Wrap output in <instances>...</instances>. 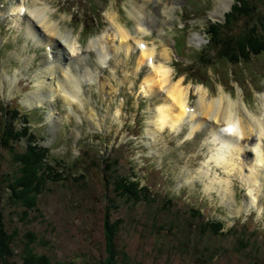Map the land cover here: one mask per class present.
Instances as JSON below:
<instances>
[{"label":"rangeland","instance_id":"obj_1","mask_svg":"<svg viewBox=\"0 0 264 264\" xmlns=\"http://www.w3.org/2000/svg\"><path fill=\"white\" fill-rule=\"evenodd\" d=\"M18 3L24 8L46 5L50 20L58 25L64 39L72 40L80 50L72 53L63 39L50 41L44 32L40 34L44 43L36 42L26 31L32 17L24 11L19 17L6 11ZM219 3L0 0V109L4 102L7 110H17V124L23 114L20 107L35 109L29 114L31 126L40 143L49 148L51 158L61 161L56 170L66 179L47 183L38 197L37 210L24 219L22 208L5 200L2 173L13 165L3 158L0 212L7 228L19 230L20 239H25L23 234L28 230L37 236L35 252L49 255L56 264H101L107 203L112 207L111 218L122 221L116 243L128 264H264V183L256 180L249 185L243 176L249 151L246 158H234L242 171L227 173L208 161L211 147L205 126L190 138L185 127L175 132L165 126L151 135L147 132L153 127L151 106L161 102L162 94L147 96L140 91L149 69L144 64L138 67L137 48L114 50L119 44L117 36L113 38L114 25L139 37L132 9L142 5L148 15L144 26L149 30L142 39L154 47L158 60H165L160 51L167 48L166 63L173 79L182 76L188 85L191 105L198 98L194 85L203 84L212 96L223 90L238 102L240 110L244 104L247 110L259 113L264 54L235 68L226 57L214 61L216 51L210 49L206 32L209 22L223 20L224 12H215ZM94 38L106 41L109 57L100 64L96 49L87 47ZM200 50L207 51L201 55L204 59L215 58L209 67L199 57ZM55 59L62 66H70L72 73H83L84 67L92 71L90 81L81 76L80 99L67 103L56 94L47 103L28 104L25 98L36 88L38 79L48 80L42 71ZM14 76L18 80L12 83L10 77ZM235 113L242 115L239 109ZM120 176L137 179L149 189L152 200L133 202L117 196L113 181ZM223 180L229 189L225 195L218 190ZM250 196L254 198L252 204ZM190 207L199 208L201 217H196ZM203 218L223 220V233L202 229L199 222ZM245 237L250 244L243 248L237 239Z\"/></svg>","mask_w":264,"mask_h":264},{"label":"bare ground","instance_id":"obj_2","mask_svg":"<svg viewBox=\"0 0 264 264\" xmlns=\"http://www.w3.org/2000/svg\"><path fill=\"white\" fill-rule=\"evenodd\" d=\"M232 1L219 0L218 10H215L216 15L221 14V11L224 12ZM135 6L132 10L138 27V31L135 33L139 34V37L133 35L119 24L114 25L113 38L117 36L119 39V44L114 47V50L118 52V49L125 48L126 52H128L131 48H137L139 50L138 67L144 64L149 69L140 83V91L147 96L162 94L161 102L153 107L151 106L150 117L152 118L153 127L148 128L147 132L153 135L158 130L165 128V126H168L171 131L179 132L185 127L188 130L186 131V137L190 138L205 126L207 131L206 138L210 141L211 147L208 161L212 160L224 172L229 173L235 170L239 172L242 169L235 165L234 158H239L240 155L246 158L249 151L248 153L251 154V157H249L250 160H247L248 164H245L247 161L243 164V166L247 167V172L244 173L242 171L243 176L249 185L256 180L264 183V93L262 94L263 104H261V110L256 113L247 110L244 104H241L242 110H240L238 102L233 100L229 93L223 90H219L220 92L216 96H212L208 93L206 86L197 84L194 86H196L195 91L198 98L196 103L191 105L188 102L190 95L188 85L184 84L182 76H177L173 79L170 65L166 63L168 58L167 48H163L160 51L161 56L165 60H158L154 55V47H149L142 39L149 32L148 27L144 26L148 15L143 12L142 5ZM47 10L48 7L44 4L43 6H26L24 8L22 3H18L17 6L10 7L6 11L10 12L8 14L15 15V17H19L24 11L28 13V17H32V20H29L30 25L27 26L26 31L36 42L44 43L45 39L40 35L44 32L48 35L50 41L61 38L72 53L78 52L80 49H77L72 40L64 39L58 25L50 20ZM35 23L40 28L36 27ZM36 32L41 38L38 34H35ZM105 43L106 41H103V38H94L87 45L88 48L96 49L99 64L105 62L109 57L108 51L104 46ZM61 64L62 62L55 59L53 63L43 69L42 74L48 76V80H45V78L38 79L35 84L36 88L25 98L28 104L47 103L56 94H60L67 103L80 99L81 76L90 81L93 75L92 71L84 67L83 73H72L70 66H62ZM2 77L3 72L0 74V78ZM10 80L13 83L15 80L17 82L18 79L14 76L10 77ZM13 86L15 85L13 84ZM237 109L242 113L240 117L235 113ZM242 159L244 160V158ZM208 161L205 163H208ZM207 172L206 170V174ZM212 181L214 182L215 179L213 178ZM226 182L224 181V185L218 187V190L223 195L229 190ZM253 201L254 198L250 196V204Z\"/></svg>","mask_w":264,"mask_h":264},{"label":"trees","instance_id":"obj_3","mask_svg":"<svg viewBox=\"0 0 264 264\" xmlns=\"http://www.w3.org/2000/svg\"><path fill=\"white\" fill-rule=\"evenodd\" d=\"M206 33L210 49L212 52L216 51L215 58L226 57L233 67L251 63L256 56L264 54V0H234L231 9L225 13L224 20L209 22ZM206 52L197 51L199 57L204 56ZM203 56L201 59L207 66L215 59L212 56L204 59ZM6 111L9 117L4 114ZM22 112L21 122L17 124V110L0 109V168L4 157L11 161L13 166L5 170L1 178V181L6 182L5 200H10L14 206L21 207L23 218L26 219L30 212L37 210L38 197L44 192L46 184L66 179L56 170V165L61 161L51 158L49 148L40 143L39 135L31 126L30 113ZM113 184L116 195L125 197L127 201L152 200L149 189L130 176H120L114 179ZM108 201L113 203L111 198H108ZM104 207L102 224L104 252L102 251L99 256L100 263L128 264L127 256L125 258L123 252V256L121 255L116 243L122 221L119 218H111L109 215L111 206L106 203ZM189 210L196 217L202 215L199 208L190 207ZM15 215L18 213L15 212ZM199 226L222 234L224 221L203 218ZM23 237L25 239L19 238L18 229L7 228L0 212V264H56L49 255L34 251L33 243L37 236L32 231H26ZM237 241L243 248L250 244L247 237Z\"/></svg>","mask_w":264,"mask_h":264},{"label":"water","instance_id":"obj_4","mask_svg":"<svg viewBox=\"0 0 264 264\" xmlns=\"http://www.w3.org/2000/svg\"><path fill=\"white\" fill-rule=\"evenodd\" d=\"M231 4L232 2L228 5V7L224 11L229 10L231 8Z\"/></svg>","mask_w":264,"mask_h":264},{"label":"snow or ice","instance_id":"obj_5","mask_svg":"<svg viewBox=\"0 0 264 264\" xmlns=\"http://www.w3.org/2000/svg\"><path fill=\"white\" fill-rule=\"evenodd\" d=\"M54 55H55V53H54Z\"/></svg>","mask_w":264,"mask_h":264}]
</instances>
